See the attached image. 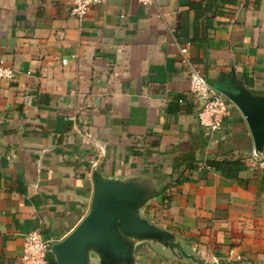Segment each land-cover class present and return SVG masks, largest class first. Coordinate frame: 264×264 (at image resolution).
<instances>
[{"label": "crops", "instance_id": "0c3cea01", "mask_svg": "<svg viewBox=\"0 0 264 264\" xmlns=\"http://www.w3.org/2000/svg\"><path fill=\"white\" fill-rule=\"evenodd\" d=\"M72 2L0 0V62L14 72L0 78V264H21L31 232L52 244L72 232L94 170L147 182L141 217L187 255L145 241L134 264H264L249 128L236 107L218 131L199 124L177 47L218 91L233 71L263 95L264 0H102L81 20ZM225 162L235 177L209 166Z\"/></svg>", "mask_w": 264, "mask_h": 264}, {"label": "water", "instance_id": "95a60500", "mask_svg": "<svg viewBox=\"0 0 264 264\" xmlns=\"http://www.w3.org/2000/svg\"><path fill=\"white\" fill-rule=\"evenodd\" d=\"M222 88L246 122L254 150L263 152L264 94H253L233 71ZM91 180L89 211L72 232L51 246L56 264H89L91 254L98 264H134L135 248L145 241L187 256L172 233L141 217L140 210L155 195L147 182L106 178L98 170L92 172Z\"/></svg>", "mask_w": 264, "mask_h": 264}, {"label": "built area", "instance_id": "2783aa9c", "mask_svg": "<svg viewBox=\"0 0 264 264\" xmlns=\"http://www.w3.org/2000/svg\"><path fill=\"white\" fill-rule=\"evenodd\" d=\"M102 0H73L70 15L81 20L86 17L91 7L100 4ZM142 5H149L153 0H140ZM180 62L186 66L188 73L189 91L194 98V103L199 106L197 120L199 124L212 133L221 129L224 120L230 116L232 108L236 107L223 92L211 85L197 68L192 60L189 47L178 45ZM0 78L13 79L14 72L11 68L0 62ZM252 164L264 166V153L254 149L250 154ZM98 167V161L91 162V168ZM52 242L42 237L37 232L26 235L24 240L21 264H48L47 254L50 253Z\"/></svg>", "mask_w": 264, "mask_h": 264}, {"label": "trees", "instance_id": "16d2710c", "mask_svg": "<svg viewBox=\"0 0 264 264\" xmlns=\"http://www.w3.org/2000/svg\"><path fill=\"white\" fill-rule=\"evenodd\" d=\"M236 162H225L223 164L220 163H209L210 167H213L215 170L220 171L223 175H226L228 178L235 177V172L233 171V167L236 166ZM49 264V263H48ZM56 264V263H53Z\"/></svg>", "mask_w": 264, "mask_h": 264}, {"label": "rangeland", "instance_id": "374dc122", "mask_svg": "<svg viewBox=\"0 0 264 264\" xmlns=\"http://www.w3.org/2000/svg\"><path fill=\"white\" fill-rule=\"evenodd\" d=\"M89 264H98V261L97 259H95V256L93 254L90 255Z\"/></svg>", "mask_w": 264, "mask_h": 264}]
</instances>
